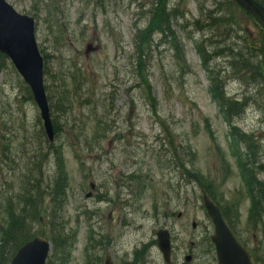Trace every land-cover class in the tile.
Returning a JSON list of instances; mask_svg holds the SVG:
<instances>
[{
    "label": "rangeland",
    "instance_id": "1",
    "mask_svg": "<svg viewBox=\"0 0 264 264\" xmlns=\"http://www.w3.org/2000/svg\"><path fill=\"white\" fill-rule=\"evenodd\" d=\"M158 1L8 0L17 11L36 19L55 147L62 150L40 169L43 188H50L45 209L56 185L65 191L57 214L61 230L55 243L50 239L47 264H103L108 255L114 264H167L156 237L164 228L173 234L178 264L190 242L195 241L199 253H209L213 248L205 239L212 221L203 195L214 194L222 206L234 207L237 192L242 198L250 196V174L244 170L248 156L264 164L260 26L238 9L234 18L226 15L223 20L219 33L230 36L221 52L234 55L238 63H245L240 54L246 52L251 63L242 68L231 58L214 55L217 46L204 36L205 30L195 29L197 18L205 23L197 8L212 5L209 1L162 0L168 8L179 4L185 14L176 24H185L190 36L188 31L179 32L184 52L180 60L174 48L161 42L160 34L153 35L144 56L150 84L144 85L135 38L138 28L149 24L150 10ZM234 27L246 41L235 37ZM88 44L93 49L87 51ZM197 44L209 50L206 62ZM211 70L226 98L246 101L241 110L235 106L226 114V104L222 110L210 91ZM22 82L0 53V164L4 150L28 158L47 146L39 107L33 100L19 101L26 95ZM6 130L9 141L3 137ZM167 133L175 137L176 145L170 149ZM37 160L44 162L45 154H38ZM17 165L24 167L26 162L0 165V180L6 176V186L19 187L17 176L26 168L15 170ZM243 170L247 185L240 177ZM4 202L0 195V220L6 223ZM58 205L51 204L53 211ZM51 213L44 210L42 223L35 224L48 238ZM241 213L243 226L250 227L248 209L241 207ZM212 259L213 255L206 258Z\"/></svg>",
    "mask_w": 264,
    "mask_h": 264
},
{
    "label": "trees",
    "instance_id": "2",
    "mask_svg": "<svg viewBox=\"0 0 264 264\" xmlns=\"http://www.w3.org/2000/svg\"><path fill=\"white\" fill-rule=\"evenodd\" d=\"M176 16H180V14H175ZM170 29L169 23V14L160 8H156L151 16V21L146 29H138V33L135 38V44L137 49L140 51L138 54V73L141 75L142 83L148 85V76L145 71V60L144 53L147 48L151 47V33L155 31L161 32L165 38H168V32ZM178 40L175 41V46L178 51L182 50L178 44ZM198 50L203 57H205L204 50L201 44H197ZM242 57V54H240ZM184 59V58H182ZM25 90L24 99L21 100H33L32 94L29 88L22 82ZM212 93L214 94V98H216L219 102H223V105L228 106V113H233L232 105H228L226 99H224L223 92L219 88H213ZM1 95V94H0ZM246 102H237V109L241 110L243 106H245ZM225 105V106H226ZM3 123L6 121L3 119ZM1 122V121H0ZM43 137L45 136L44 132H42ZM10 131H5L3 137L5 141L11 140L9 138ZM31 136L27 135L25 137L26 141L30 140ZM168 144L171 146L175 144V138L169 134ZM43 139V138H42ZM45 142V140L43 139ZM169 148V146H168ZM62 150L55 147V145L47 142V146L38 153H33L30 157H18L8 155V152L4 150L2 152L1 159L5 164L7 162L16 161V160H24L26 162L25 171L19 173L17 177H20L19 187L12 189V191L6 190V184L8 181L6 176H2L0 180V195L5 196V202L2 204V209L6 212L8 216V220L6 223L0 220V232L2 233L0 237V264H9L11 258L14 253L18 250V248L23 245L25 242L29 241L36 234H40L37 229H35V224H41L43 221L42 214L44 210L51 209L52 213L50 214V220L47 222V226L50 227V236L49 238L53 240V243L56 241V235L59 234L61 230L60 225V215H57L60 212L61 204L65 197V191L63 188H59L56 185L50 192L51 204L59 203L57 209L53 211V207L50 205H45V197L47 193V189L50 190L49 187L43 188L45 186V182L43 179V175L40 169L43 168L44 163L49 162L51 159L59 156ZM40 153H44L46 156V160L42 163H38L37 155ZM22 166H15V170L25 169ZM10 171V169H9ZM11 172V171H10ZM1 182H3L1 184ZM3 186V188H2ZM5 189L6 191H4ZM54 248V247H53Z\"/></svg>",
    "mask_w": 264,
    "mask_h": 264
},
{
    "label": "water",
    "instance_id": "3",
    "mask_svg": "<svg viewBox=\"0 0 264 264\" xmlns=\"http://www.w3.org/2000/svg\"><path fill=\"white\" fill-rule=\"evenodd\" d=\"M237 1L264 27V6L255 0ZM0 50L11 57L30 87L41 110L45 130L53 142L54 126L44 86V60L35 37V18L19 13L7 0H0ZM205 201L216 225V233L212 239L216 244L220 264H252L246 251L226 227L219 209L208 198ZM158 237L159 249L168 261L171 252L169 231L160 230ZM50 247V241L46 237L37 235L18 249L10 264H46ZM104 264H113L110 256Z\"/></svg>",
    "mask_w": 264,
    "mask_h": 264
},
{
    "label": "flooded vegetation",
    "instance_id": "4",
    "mask_svg": "<svg viewBox=\"0 0 264 264\" xmlns=\"http://www.w3.org/2000/svg\"><path fill=\"white\" fill-rule=\"evenodd\" d=\"M209 2L212 5L204 6L203 9L213 13H225L233 11L234 7L237 8V6L223 5V3H225L224 0H210ZM260 2L264 4V0H260ZM228 36L230 35L218 33V37L212 38V40L223 43ZM223 59L226 60V58ZM244 170L245 172L248 171L250 174V196L248 198H242L240 193L237 192L234 207L232 204L222 206L221 201L217 200V197L214 202L220 208L225 222L238 242L247 250L251 262L253 264H264V169H258L257 173H255V169ZM244 170L240 177L243 183L247 185V177L244 174ZM241 207L249 211L246 222H249L250 227L243 226ZM193 225V228H196V224ZM214 231L215 226L213 222H211L210 225H208V235L205 241L210 242L213 248L212 251L209 253H199L196 250L197 244L195 241L190 242V247L186 248L183 253L184 259L182 264H214L215 262L218 264L217 251L211 239ZM172 239L173 234H171V241L172 244H174L171 251L172 261L169 264H178L174 261L176 243H174ZM208 255H213L214 260H206ZM187 256L190 257V261H187Z\"/></svg>",
    "mask_w": 264,
    "mask_h": 264
},
{
    "label": "bare ground",
    "instance_id": "5",
    "mask_svg": "<svg viewBox=\"0 0 264 264\" xmlns=\"http://www.w3.org/2000/svg\"><path fill=\"white\" fill-rule=\"evenodd\" d=\"M6 188H10V189H14V186H11V185H7Z\"/></svg>",
    "mask_w": 264,
    "mask_h": 264
}]
</instances>
